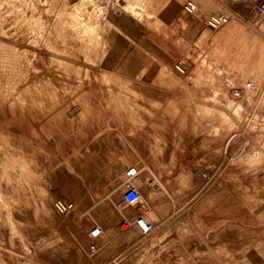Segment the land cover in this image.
Masks as SVG:
<instances>
[{
	"label": "rangeland",
	"instance_id": "rangeland-1",
	"mask_svg": "<svg viewBox=\"0 0 264 264\" xmlns=\"http://www.w3.org/2000/svg\"><path fill=\"white\" fill-rule=\"evenodd\" d=\"M186 1L0 0V264H264V15L233 57Z\"/></svg>",
	"mask_w": 264,
	"mask_h": 264
},
{
	"label": "built area",
	"instance_id": "built-area-1",
	"mask_svg": "<svg viewBox=\"0 0 264 264\" xmlns=\"http://www.w3.org/2000/svg\"><path fill=\"white\" fill-rule=\"evenodd\" d=\"M233 3H243L248 0H230ZM255 2L254 11L257 15H264V0H253ZM184 9L188 13H196L199 11V3L196 0H187L184 4ZM234 14L229 11H213L205 15L206 23L212 28H219L229 22H231L234 18ZM178 68L186 72L187 66L183 63L178 64ZM245 88V89H244ZM234 87V94L237 97H242L245 90L248 92H258L260 89L255 81L250 80L245 83V87ZM127 174L129 176H135L139 174V167L137 165H132L127 169ZM135 193H137V189L134 184L130 185L129 189L126 191L127 199L131 200L134 198ZM56 208L65 214H69L74 209V202L69 200L66 197H58L55 200ZM135 224V226L144 234H149L153 231V224L148 219L147 215L144 213L137 214L135 218H124L120 222V228L123 230L126 226V229L131 228ZM90 234L93 237H100L103 234V227L100 224L95 225Z\"/></svg>",
	"mask_w": 264,
	"mask_h": 264
},
{
	"label": "crops",
	"instance_id": "crops-1",
	"mask_svg": "<svg viewBox=\"0 0 264 264\" xmlns=\"http://www.w3.org/2000/svg\"><path fill=\"white\" fill-rule=\"evenodd\" d=\"M200 3L204 11H229L235 15L233 20L226 27L217 31L218 40L223 43L224 51L228 54L230 53L234 57L235 49L233 42L247 29L252 14H256L254 11L255 2L253 0H248L243 3H232L230 0H200ZM255 41L256 39H254L253 47H255ZM249 59L252 62H250V65L245 73L246 75L255 76L258 69L256 68V63L253 62V60H256L254 51H251ZM223 67L226 68L227 76L223 77L230 86L232 83L230 82L228 75L233 74V70L235 69L234 67L237 66L234 61L230 60V63H225ZM231 68L234 69L232 71H227V69ZM233 83L235 86L245 87V82L242 76H240V78L234 77Z\"/></svg>",
	"mask_w": 264,
	"mask_h": 264
},
{
	"label": "bare ground",
	"instance_id": "bare-ground-1",
	"mask_svg": "<svg viewBox=\"0 0 264 264\" xmlns=\"http://www.w3.org/2000/svg\"><path fill=\"white\" fill-rule=\"evenodd\" d=\"M73 202V201H72ZM42 207H43V214L45 215V217L49 220V221H53V219H56L57 217V213L56 210L54 208V206L52 205L51 202H49L48 200H44L42 202ZM148 219L152 222L153 224V231H154V227L156 224V219L154 217H152L151 214L147 215ZM65 220V219H64ZM64 220L62 222H64ZM71 222V221H70ZM64 225V224H63ZM101 225V224H100ZM102 226V225H101ZM125 229H123L124 231V235L130 237L132 236V232L130 230L126 229V226L124 227ZM153 231L151 233H153ZM144 234V233H143ZM150 234V233H149ZM77 257V256H76ZM77 259V258H76ZM80 261V260H79Z\"/></svg>",
	"mask_w": 264,
	"mask_h": 264
}]
</instances>
